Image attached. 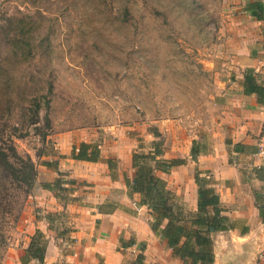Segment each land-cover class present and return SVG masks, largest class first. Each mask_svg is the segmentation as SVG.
Instances as JSON below:
<instances>
[{
    "label": "rangeland",
    "instance_id": "374dc122",
    "mask_svg": "<svg viewBox=\"0 0 264 264\" xmlns=\"http://www.w3.org/2000/svg\"><path fill=\"white\" fill-rule=\"evenodd\" d=\"M255 1L0 0V125L8 136L29 132L13 140L38 167L53 156L37 152L57 153L59 134L74 131L108 155L129 156L149 151L157 131L165 159L174 143L183 151L203 141L248 181L251 161L226 148L234 120L217 99L245 62H264V21L246 11ZM33 100L42 108L36 126L27 118ZM43 176L16 201L23 207L6 222L0 264L21 263Z\"/></svg>",
    "mask_w": 264,
    "mask_h": 264
},
{
    "label": "crops",
    "instance_id": "0c3cea01",
    "mask_svg": "<svg viewBox=\"0 0 264 264\" xmlns=\"http://www.w3.org/2000/svg\"><path fill=\"white\" fill-rule=\"evenodd\" d=\"M244 65L264 76V62L252 60ZM236 78L237 82L225 87L221 97L217 99V103L224 106L225 115L233 116L234 120L231 124L235 129L233 140H227L257 151L255 144L264 127V106L258 104L255 95H244V75ZM88 139L86 136L80 137L74 131L59 134L56 139L57 153L47 160L58 161L59 171L65 174L64 179L77 182L66 185L64 201L57 198L55 192L41 186L54 183L59 177L57 171L43 164L38 167L37 184L40 177L45 175L39 184L38 193L41 196H38L35 206L38 218L35 217L32 221V230L28 232L29 242L23 248L22 255L29 246L30 238L40 230L49 241L45 264L62 261L69 264H100L101 261L104 264L132 263L140 254L139 245L143 243L146 244L144 264H184L173 256L160 232L151 229V215L147 207L140 205L141 196L128 194L126 179L133 176L132 154L122 156L115 152L108 155V152L101 151V160L97 163L71 159L73 147L82 142L90 143ZM183 149L180 150L174 143L172 150H169L168 159H184L185 165L173 168L169 174L160 175H167L169 189L192 212L197 208V186L194 179L196 169L212 175L225 215L232 223V228L228 231L213 235L214 264H264V256L261 257L264 255V224L259 217L254 197L255 191L260 190L264 183L251 178V182L249 179L247 181L239 169L228 165L226 152L222 149L216 148L215 152L207 149L196 160L191 157V146ZM255 153L232 154L237 158L249 159L251 167H260L264 160L254 157ZM114 158L119 163L115 170H111L107 160ZM50 213L56 214L60 222L50 224L46 219ZM59 215L62 217L58 218ZM58 225L60 231L69 228L67 238H71V244L67 245L58 237ZM247 228L248 232H245ZM121 239L124 242L133 240L135 245L123 248ZM29 264L39 263L32 261Z\"/></svg>",
    "mask_w": 264,
    "mask_h": 264
},
{
    "label": "trees",
    "instance_id": "16d2710c",
    "mask_svg": "<svg viewBox=\"0 0 264 264\" xmlns=\"http://www.w3.org/2000/svg\"><path fill=\"white\" fill-rule=\"evenodd\" d=\"M246 11L255 20L264 21V1L258 0L249 3L246 6ZM22 35L24 34L22 33ZM17 38H13V41L18 42ZM28 53L31 54V51ZM242 86L244 95H255L258 104L264 106V76L256 73L253 68H247ZM41 110L40 101L33 100L27 113L30 124L36 126L41 122ZM47 127H50L49 121ZM5 128V125H0V249L6 247L8 236L5 232V226L16 205H18V211L15 219L18 220L21 214L23 205L22 203L19 205V201H16L19 196L26 199L32 194L39 176L36 161L29 154L21 155L13 140V136L21 139L26 138L29 132L19 131L16 135L8 136ZM35 130L43 140L49 136L47 132L36 127ZM153 135L156 139L151 143L149 151H144L143 147L139 146V150L132 152L133 176L126 179L128 194L141 196L140 205L147 207L151 215V229L154 232H160L162 238L167 241L174 257L179 258L184 264H214L213 235L228 231L232 228V223L225 215L226 211L221 204L220 195L214 187L212 175L209 172L203 173L196 169L194 179L197 186V208L194 212L189 211L181 198L169 189L167 180L160 175V173L169 174L173 168L185 165L186 161L184 159H165L164 143L157 131L153 132ZM226 145L231 154L234 152L235 154L252 155L256 152L249 146L233 144L231 140H227ZM206 151L205 144L194 141L191 157L196 160L200 154ZM46 155L53 156L50 152L45 153L42 150L37 152L36 157L42 159ZM60 158L64 157L60 156ZM71 159L97 163L101 160L100 145L82 142L79 146L73 147ZM41 164L56 170L59 176L54 183H46L41 186L46 190L55 192L57 198L64 201L66 185H74L77 182L64 179L65 174L59 171L58 161H42ZM107 164L111 170L117 168V164L112 159L107 160ZM247 176L249 179H256L264 183V164L260 167L252 166ZM254 197L259 217L264 224V186L255 191ZM60 217L62 216L59 215L58 218ZM46 219L50 224L59 221L56 214L51 213L47 214ZM245 232H248V228ZM69 233L70 231L66 228L58 231V237L67 245L73 242L70 237L67 238ZM48 242L46 236L37 230L30 238L29 246L25 249L24 254L20 257L21 264H29L32 261L45 264ZM120 242L123 248L135 245L133 240L124 242V239H121ZM139 246L140 254L132 263L126 264H144L146 244L143 243ZM57 264L69 263L62 261ZM100 264H104L103 261Z\"/></svg>",
    "mask_w": 264,
    "mask_h": 264
},
{
    "label": "built area",
    "instance_id": "2783aa9c",
    "mask_svg": "<svg viewBox=\"0 0 264 264\" xmlns=\"http://www.w3.org/2000/svg\"><path fill=\"white\" fill-rule=\"evenodd\" d=\"M254 157L264 160V128L262 129L259 137H258V143H257V151L254 155ZM264 255H261L263 257Z\"/></svg>",
    "mask_w": 264,
    "mask_h": 264
}]
</instances>
